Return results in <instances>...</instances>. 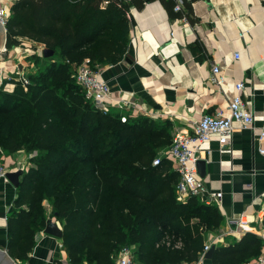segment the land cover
Listing matches in <instances>:
<instances>
[{
    "label": "trees",
    "instance_id": "trees-1",
    "mask_svg": "<svg viewBox=\"0 0 264 264\" xmlns=\"http://www.w3.org/2000/svg\"><path fill=\"white\" fill-rule=\"evenodd\" d=\"M143 3L15 0L10 7L5 46L26 37L53 50L43 67L27 73L26 88L15 80L0 84V158L20 149L35 152L7 215V251L16 261L28 260L47 216L61 222L72 264H114L123 244L135 245L142 264L192 262L206 231L223 219L218 206L198 196L176 197L178 172L170 161L152 165L171 141L167 122L103 113L75 81L74 67L85 58L95 67L124 57L134 24L129 8ZM262 242L246 231L217 246L212 261L246 264Z\"/></svg>",
    "mask_w": 264,
    "mask_h": 264
},
{
    "label": "crops",
    "instance_id": "crops-1",
    "mask_svg": "<svg viewBox=\"0 0 264 264\" xmlns=\"http://www.w3.org/2000/svg\"><path fill=\"white\" fill-rule=\"evenodd\" d=\"M165 2L144 0L140 8L131 4L129 13L134 24L129 30L124 57L116 63L98 65L113 91L141 108L128 107L123 111L113 108V111L126 119L143 115L167 122L171 135L189 132L188 119L217 109L227 111L228 102L236 94L235 83L242 81L241 97L253 113L255 130L261 127L264 123V0H186L184 10H175V0L173 6H169V0ZM214 65L218 66L217 78H223L221 82L211 80ZM255 130L235 132L231 155L218 151L215 137L199 151V159L205 161L204 176L198 174L199 177L209 190L222 192L219 200L211 204L218 206L223 219L215 229L206 231L204 244L216 248L239 239L242 234L228 232L227 219L242 211L249 222L248 231L258 236L264 232V153L259 150L264 147V141L254 139ZM24 152L20 149L3 153L1 159L13 164ZM165 159L171 162L168 157ZM16 196L17 186L9 180H0V246L6 249L7 215ZM43 203L50 212L49 202ZM48 219L62 231L58 219L47 216L46 222ZM44 227L35 234L36 243L27 264H72L61 236L45 232ZM179 264L216 263L204 254L197 260Z\"/></svg>",
    "mask_w": 264,
    "mask_h": 264
},
{
    "label": "built area",
    "instance_id": "built-area-1",
    "mask_svg": "<svg viewBox=\"0 0 264 264\" xmlns=\"http://www.w3.org/2000/svg\"><path fill=\"white\" fill-rule=\"evenodd\" d=\"M14 1L0 0V23L4 26ZM185 1L175 0V10H184ZM185 15L183 17H186ZM39 51L43 52L42 49ZM234 54L236 56L237 52ZM12 71L8 74H3L0 71V84L12 80L13 77L10 76ZM212 72L214 73L211 76L212 81L217 83L223 80L222 77L217 78L218 76L215 75L218 72V66L214 65ZM73 75L76 83L82 88L85 98L103 113H107L113 108L119 111H123L128 107L136 108V110L141 109L135 101L117 95L108 80L102 76L101 68L98 65L92 66L88 58L76 64ZM14 80L20 81L24 87L29 83L27 72L23 69L20 72L18 71V75ZM243 87L244 83L242 81L235 83L236 94L228 102L227 111L217 109L213 113H205L200 117L188 119L189 132L172 133L170 143L160 149L153 157L152 165L159 164L163 158L168 157L171 159L172 167L178 172V180L175 183V192L178 199L185 200L189 196H198L205 203L211 204L218 201L222 196L221 191H211L204 184L197 173L196 163L203 144L212 137L217 139L219 143L218 151L221 154L231 155L234 149L233 137L235 132L238 129L247 128L255 130L253 113L240 94ZM120 116L122 120L126 119L125 115L121 114ZM255 131L254 139L259 142L264 141V123ZM259 150L264 153V147H259ZM34 153L24 152L23 157L13 164H7L5 160L0 158V180H8L6 176L8 171L25 170L31 165V158ZM227 220L229 233L238 235L243 234L246 230L248 231L249 222L244 211L237 215H231ZM260 237L263 240L260 253L246 264H264V232L261 233ZM210 245V243L203 245L200 257L204 256ZM113 258L114 264H142L135 256L134 244H123Z\"/></svg>",
    "mask_w": 264,
    "mask_h": 264
},
{
    "label": "rangeland",
    "instance_id": "rangeland-1",
    "mask_svg": "<svg viewBox=\"0 0 264 264\" xmlns=\"http://www.w3.org/2000/svg\"><path fill=\"white\" fill-rule=\"evenodd\" d=\"M20 42L12 47H6V51L0 52V68H4L3 74H10L12 80H14L18 71L21 69L25 70L27 73H33L38 67H43L47 61H49L48 56H44L43 52L39 51L47 47L44 43H35L32 39L26 37L19 38ZM50 56V55H49ZM55 58H59L55 54ZM9 60V61H8ZM16 65V67H14ZM19 69V70H18ZM26 88V87H25ZM6 154V153H5ZM9 154V153H8ZM1 160V159H0ZM27 261H16L13 264H27Z\"/></svg>",
    "mask_w": 264,
    "mask_h": 264
},
{
    "label": "water",
    "instance_id": "water-1",
    "mask_svg": "<svg viewBox=\"0 0 264 264\" xmlns=\"http://www.w3.org/2000/svg\"><path fill=\"white\" fill-rule=\"evenodd\" d=\"M5 44H6V27L0 23V51L5 47ZM52 52L53 50L48 47H44L43 49L44 56H49L52 54ZM125 58L128 59L127 57ZM196 169H197V173L203 177L205 173V161L202 159H198L196 163ZM256 172H262V171L256 170ZM21 174H22V170L18 169L16 171H8L6 173V176L14 186H17L19 183V176ZM44 230L45 232L55 236H61L62 234V231L58 226V224L51 221L50 219L47 220ZM214 249H215V245H211L210 248L205 252V257L211 258ZM13 263H15V259L9 255L6 248L0 246V264H13Z\"/></svg>",
    "mask_w": 264,
    "mask_h": 264
},
{
    "label": "bare ground",
    "instance_id": "bare-ground-1",
    "mask_svg": "<svg viewBox=\"0 0 264 264\" xmlns=\"http://www.w3.org/2000/svg\"><path fill=\"white\" fill-rule=\"evenodd\" d=\"M4 51H6V46L0 52H4Z\"/></svg>",
    "mask_w": 264,
    "mask_h": 264
}]
</instances>
